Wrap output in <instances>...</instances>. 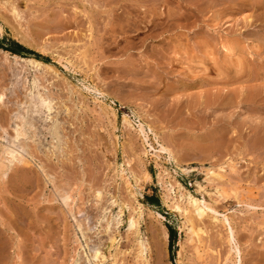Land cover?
Segmentation results:
<instances>
[{
  "label": "rangeland",
  "instance_id": "rangeland-1",
  "mask_svg": "<svg viewBox=\"0 0 264 264\" xmlns=\"http://www.w3.org/2000/svg\"><path fill=\"white\" fill-rule=\"evenodd\" d=\"M98 1L0 0V41L13 39L39 53L38 60L53 65L52 69L35 66L0 48V95L5 94L8 102L2 105L5 116L23 113L21 118L29 119L39 94L53 96L54 105L59 101L57 111H63L65 104L70 110L68 116L62 112L66 121L58 114L67 128L61 141H67L69 159L47 160L45 153L57 139L52 141L44 116L37 115L40 122H33L38 126L32 125L34 131L28 134L34 141L24 154L32 160L34 172L43 168L40 180L28 184L11 170L0 173V264H72L77 247L72 213L87 219L91 212L85 202H94L95 192H101L103 202L127 200L119 173L122 165L130 176L143 177L142 195L125 210L115 245L104 250L108 262L119 250V264L145 260L158 264L159 255L165 264H232L226 227L209 212L196 217L184 196L189 191L214 203L219 219L223 214L230 217L242 264H264V0H149L148 6L140 1L101 0L97 9ZM140 3V19L144 8L161 13L159 19L152 17L153 26L137 21L138 16L136 28L116 21L115 11L138 9ZM190 9L194 13L187 18L180 15ZM171 12L180 16L167 28ZM161 24L166 27L163 34ZM129 43L134 46L129 48ZM162 49L166 58L161 66L156 60ZM171 66L176 72L166 70ZM118 97L125 98L124 107L111 102ZM11 122L0 126V161L3 147L15 133ZM218 143L221 147H216ZM160 144L172 157L160 150ZM147 171L151 178L145 181ZM54 183L67 188L57 189ZM216 184L231 193L228 201L217 199ZM63 194L70 196L69 205L62 203ZM118 211L114 207L109 215L115 217ZM189 211L194 229L185 223ZM138 212L140 228L135 234L128 230V216L138 217ZM168 226L177 231L173 258ZM89 232L91 243L95 234ZM158 238L162 253L155 245L154 254L148 252L138 262V242L153 247Z\"/></svg>",
  "mask_w": 264,
  "mask_h": 264
},
{
  "label": "bare ground",
  "instance_id": "bare-ground-1",
  "mask_svg": "<svg viewBox=\"0 0 264 264\" xmlns=\"http://www.w3.org/2000/svg\"><path fill=\"white\" fill-rule=\"evenodd\" d=\"M81 2H82V4L84 3V2H87L88 0H80ZM127 1H129V2H131V3H133V2H137V1H140V2H142L143 4H146L149 0H127ZM152 1V0H151ZM161 2H166V0H160ZM99 2V1H98ZM100 2H101V0H100ZM99 2V4H98V6H96L97 7V9H99L98 7H99V5H101V3ZM119 2V1H118ZM172 2V1H171ZM138 3V2H137ZM174 3V2H173ZM86 4V3H85ZM90 4V3H89ZM97 4V3H96ZM95 4V5H96ZM156 4L157 3H155V7H156ZM88 5V4H87ZM133 5H135V4H133ZM147 6L148 5H150V3L149 4H146ZM152 5V4H151ZM154 5V4H153ZM190 5H192V4H190ZM84 6V5H83ZM137 6H138V9L137 8H134V7H132V8H128L127 10H125L123 13H121V14H119V13H117L116 11L114 12V16H116V21H120V22H123V23H125V25L127 26V27H129L128 29H131V28H136L138 25V19H140L139 18V16L140 15H138V13L140 14L141 12H140V6H142V4L140 3L139 5L137 4ZM145 6V5H144ZM143 6V7H144ZM194 6V5H193ZM151 7V6H150ZM153 8V7H152ZM177 8H179V7H177ZM85 9H87L86 7H85ZM91 9V8H90ZM157 9V8H156ZM12 10V9H11ZM16 10V9H15ZM144 10V16H142L141 17V19L139 20V22H141V23H145L147 26L149 25V24H147V23H152V26H153V23H154V19L153 18H158L159 19V17L161 16V13H159L158 11H156V10H153V11H149L148 9H143ZM86 12V11H85ZM187 12L188 13H184V14H181L182 13V11H181V13H180V15H184V17H186L187 18V16H188V14L189 13H191V12H193L192 11V9H190V10H187ZM194 13V12H193ZM192 14V13H191ZM197 14V13H196ZM141 15H142V13H141ZM179 14H177V13H173V12H171L168 16H167V22H169V21H171V23L169 24H167V28H170V26H171V24H172V20H175L178 16H180ZM195 15V14H194ZM138 16V18H136L137 19V21H136V19H135V17H137ZM192 16V15H191ZM197 16V15H196ZM16 17V16H15ZM153 17V18H152ZM190 17V16H189ZM188 17V18H189ZM6 18V17H5ZM162 18V17H161ZM160 18V19H161ZM166 18V17H165ZM183 18V17H182ZM250 18V16L249 17H247V19H249ZM164 20V19H163ZM177 20V19H176ZM92 22V21H91ZM166 22V21H165ZM247 22V21H246ZM220 23V22H219ZM176 24V23H175ZM178 24V23H177ZM92 25V24H91ZM151 25V24H150ZM149 25V26H150ZM157 25V24H156ZM94 26V25H93ZM143 26V25H142ZM146 26V27H147ZM159 26V27H158ZM157 27L158 28H161L162 29V31H161V34H163V32L164 31H166L165 29H166V27H165V25L163 26V24H161V25H158ZM179 26V25H178ZM157 27H155V28H157ZM172 27V26H171ZM2 28V27H1ZM139 28V27H138ZM148 28V27H147ZM154 28V27H153ZM153 28H152V31H153ZM154 28V29H155ZM157 28V29H158ZM3 29V28H2ZM140 29H142V27L140 28ZM151 29V28H150ZM150 29H148V30H150ZM156 29V30H157ZM160 29V30H161ZM152 33V32H151ZM150 33V35H149V37L150 38H153L154 37V35H153V33L151 34ZM146 37V36H145ZM144 37V38H145ZM143 39V38H142ZM148 39V38H147ZM202 42V41H201ZM205 42V41H204ZM169 43H171V42H169ZM135 44V43H134ZM170 45V44H169ZM31 46V45H30ZM134 45H133V43H129V45H128V47L130 48V47H133ZM168 46V45H167ZM165 47V46H164ZM168 47H170V46H168ZM183 47V46H182ZM39 48V47H38ZM163 48V47H162ZM178 48H180V47H178ZM164 49V48H163ZM163 49L161 50V52L158 54V56H157V62H158V64L159 65H163L165 62H164V60H165V58H166V56H165V52H163ZM168 49V48H167ZM175 49H176V47H175ZM175 49H174V51H175ZM169 50V49H168ZM88 53V52H87ZM86 53V54H87ZM177 54H178V56L180 55L181 57L183 56V54L185 55V54H187L188 52L187 51H183V54L181 53V52H176ZM84 54V53H83ZM157 54V53H156ZM167 54V53H166ZM60 55V54H59ZM205 55V54H204ZM84 56V55H83ZM187 56V55H186ZM14 57H16V58H20L21 60H24V61H28V62H30V63H32V64H34L35 66H41V67H48V68H51L52 69V66L53 65H51V64H48V63H44V62H42V61H40V60H38V59H35V58H33V57H23V56H18V55H14ZM85 57H87V56H85ZM189 57H193V56H189ZM186 58V57H185ZM188 58V57H187ZM172 59V58H171ZM87 61V60H86ZM67 62V61H66ZM85 62V61H84ZM169 65H170V63H168ZM171 64H173V63H171ZM184 64V63H183ZM191 68V67H190ZM167 69H169L168 70V72L170 73V72H173L174 71V69H173V66H171V67H166V70ZM176 70V69H175ZM51 71V70H50ZM203 71H204V69H203ZM53 72V71H52ZM56 72V71H55ZM58 72V71H57ZM174 72H176V71H174ZM246 75V74H245ZM194 79V78H193ZM196 79V78H195ZM194 81V80H193ZM189 82V81H188ZM54 83V82H53ZM191 83V82H190ZM41 84V83H40ZM169 87V86H168ZM172 88V87H171ZM174 88V87H173ZM40 89V88H39ZM195 89V88H194ZM41 90V89H40ZM180 90H181V88H180ZM224 91V90H223ZM37 92V91H36ZM176 92V91H175ZM18 93V92H17ZM42 93V92H41ZM14 94V93H13ZM35 94V93H34ZM43 94H44V92H43ZM5 95V94H4ZM4 95L3 94H1L0 95V126H2V123H4L5 125H9L10 123H12L11 121H13V124L12 125H14V122H15V127H13L14 129V131H15V133L14 134H12V135H14L13 136V138L11 139V140H7L8 141V143L6 142V144L7 145H5L4 147H3V151H4V157H3V159H2V161H0V173L2 172V171H9V170H11V171H13L14 172V174H15V176H17L19 179H21L22 181H24V182H26V183H28V184H31V183H33L34 182V180L36 179L37 181H39L40 179H39V177H40V172H44V170H43V168H41V167H37V169H36V171L34 172L33 171V168H32V163H31V161L28 159V156L26 157L25 155L26 154H24V151L26 152V147H31L32 146V141H34V140H32L31 139V136L30 135H28V134H30L31 132H30V129H31V126L32 125H35V124H33V122L34 123H36L35 121H37V120H39V122H40V119H38L39 117H41V116H37V115H43L44 116V118L42 119V121H44V122H47L46 123V125H48L49 127L47 128L46 127V125H45V127L48 129L47 131H48V135L49 136H51V139H53L52 141H54V139L56 140V142H54V145H51L52 147H53V149H51V150H49V152H47V153H45V156H46V158H47V160L48 161H51L53 158H57V159H59V158H61V159H64V158H66V159H69V152L66 150V146H67V141H65V140H63V141H61V139H63V137L62 136H64V135H66V134H64V135H62L61 136V133H62V131L64 132V130L66 129L67 130V128H65V122H62V121H66V120H63L62 119V116L63 115H70V110H69V107H67L68 105H64L63 107H65L64 109H63V111H65V114H63L64 112L63 111H61L62 110V108H61V112L60 111H57L56 110V108H58V102H57V104H55L56 105V108H55V105H54V101H55V99H52V97H51V99H50V96L48 97H44V96H42L41 94H39V96L36 98V99H33V102H34V100H35V102H34V112H36L35 114H34V112L32 113L33 115H29V119H25L24 117H22L21 118V116L23 115V113L19 110V112H21L22 113V115L21 116H13V117H8V116H5V110H4V108L2 107V105L5 103V102H7V101H5L4 99ZM37 95V94H36ZM102 95H104V94H102ZM229 95V94H228ZM16 96V95H15ZM32 96V95H31ZM35 96V95H34ZM213 96V95H212ZM8 97V96H7ZM19 97V96H18ZM115 97V96H114ZM184 97V96H183ZM14 98V97H13ZM22 98V97H21ZM28 98V97H27ZM54 98V97H53ZM8 99V98H7ZM29 99V98H28ZM32 99V98H31ZM57 99V98H56ZM125 100V98H119L118 97V99H116V100H113V101H111L112 103H118L121 107H124L125 106V102H124V100ZM54 100V101H53ZM212 101H214L215 102V98H213L212 97V99H211ZM13 101V100H12ZM256 101V100H255ZM14 102V101H13ZM31 103L32 101H28V103ZM8 103V102H7ZM26 103H27V101H26ZM62 103V102H61ZM13 104V107H14V109L17 107H15L14 106V103H12ZM18 105L19 103H15V105ZM20 104H21V102H20ZM8 105V104H7ZM11 105V104H10ZM23 105H25V104H23ZM23 105H22V107H23ZM105 105V104H104ZM103 105V107H104V109H106V107ZM4 106V105H3ZM12 106V105H11ZM10 106V107H11ZM19 106V105H18ZM102 106V105H101ZM10 107H8L7 106V108H10ZM22 107H19V108H22ZM28 107H29V105H28ZM1 108H3V109H1ZM18 108V109H19ZM25 108V107H24ZM31 109H32V111H33V108L32 107H30ZM30 108H28L29 110H30ZM102 108V107H101ZM18 109H16V111L18 110ZM4 110V111H3ZM9 110V109H8ZM10 110H12V109H10ZM14 111V110H13ZM24 111H27V110H25L24 109ZM105 111V110H104ZM63 112V113H62ZM18 113V112H17ZM26 114H27V112H25ZM105 113V112H104ZM229 113V112H228ZM13 114V113H12ZM15 114V113H14ZM19 114V113H18ZM58 114H61V119H62V121L59 119V117H58ZM106 114H107V112H106ZM20 115V114H19ZM25 115V114H24ZM27 115V116H28ZM65 115V116H66ZM227 115V114H226ZM231 115V114H230ZM246 115V114H245ZM2 117V118H1ZM8 117V118H7ZM68 118V117H67ZM66 118V119H67ZM223 118V117H222ZM64 119H65V117H64ZM128 116L125 114L124 115V122H128ZM245 120V119H244ZM21 122V124H22V126H20V122ZM67 121H68V119H67ZM18 122V123H17ZM38 122V121H37ZM38 122V123H39ZM71 123V122H70ZM30 124V125H29ZM67 124H68V122H67ZM11 125V124H10ZM44 125V124H43ZM69 125V124H68ZM35 126H38V125H35ZM140 126V131L143 133V135H144V138L145 139H148V133H147V131H146V129H145V127H144V124H140L139 125ZM12 127V126H11ZM34 129H35V127H34ZM37 129V128H36ZM6 130V129H5ZM32 131H34L33 129H31ZM46 130V129H45ZM150 130H152L151 129V127H150ZM235 130V129H234ZM36 131H39V127H38V130H36ZM47 131H46V133H47ZM153 131V130H152ZM253 131V130H252ZM44 132V131H43ZM42 132V133H43ZM32 133H34V132H32ZM39 133H40V131H39ZM44 134V133H43ZM34 135V134H33ZM32 135V136H33ZM36 135V134H35ZM38 135V134H37ZM34 137V136H33ZM39 137V136H38ZM37 137V138H38ZM41 137H42V134H41ZM48 137V136H47ZM11 138V137H10ZM43 138V137H42ZM45 138H46V135H45ZM50 138V137H49ZM39 139V138H38ZM50 139V140H51ZM40 140H43V139H41L40 138ZM2 141V140H1ZM6 141V140H5ZM36 141V140H35ZM47 142V141H46ZM3 143V142H2ZM43 143L45 144V142L43 141ZM49 143H50V141H49ZM53 143V142H52ZM41 144V143H40ZM43 144V145H44ZM48 144V143H47ZM208 145V144H207ZM45 146V145H44ZM50 146V145H49ZM50 146V147H51ZM213 146H215V145H213ZM150 147H151V145H150ZM216 147H221V144L220 143H218L217 145H216ZM34 148H35V150H38L39 148H40V146L38 147L37 146V144L34 146ZM45 148V147H44ZM212 148V147H211ZM42 149V148H41ZM40 149V150H41ZM160 150L161 151H164V152H168L169 153V156L170 157H172V155H171V153L172 152H170L169 151V149L167 148V147H165L164 145H161L160 144ZM2 151V150H1ZM44 151V150H43ZM46 151V150H45ZM28 153V152H27ZM30 153V154H29ZM28 154L30 155V156H33V150H32V153L31 152H29ZM71 153V152H70ZM39 154V153H38ZM3 155V154H2ZM1 158V157H0ZM71 159V158H70ZM213 159V158H212ZM5 160L7 161V162H5ZM36 160V159H35ZM39 160V159H38ZM71 161H73V160H71ZM39 163V162H38ZM59 163V162H58ZM178 163V166H181V163H180V161L179 162H177ZM123 164V163H122ZM64 165V164H63ZM231 167H232V170H235L234 168H235V164L233 163V161H231ZM41 166V165H40ZM125 165H122V166H120L121 167V172H119L120 174V176L125 180V182L124 183H126V190H127V200H123V201H117L116 199H114V200H107V202L105 203V202H103V196L101 195V192H95V195H94V202H91L90 204H89V202H85V203H87V205H89V207L86 209L88 212H91L90 214H89V216H88V218L87 219H85V220H81L79 217H78V215H76L75 214V212L74 213H72V219H73V221H74V224H73V238H74V242L75 243H77V247L75 246V251H74V256H73V258H72V264H119V261H118V256L120 255V251L118 250V251H116V253L115 254H110V257H112V260L110 261V262H108V260H109V257L105 254V249L106 248H108V249H110V248H112L114 245H115V243L117 242V233H115V232H117V231H119L120 230V228H121V226L123 225V223H124V221H123V216H124V212H125V210L128 208V209H130L129 207H130V203H134V201H138V196H141L142 194H141V189H142V185H141V180L143 179V177H138V176H134V177H132V176H130L127 172H125L126 171V169H125V167H124ZM230 167V168H231ZM45 168V167H44ZM184 170H186V169H184ZM40 171V172H39ZM134 172V171H133ZM137 173V172H136ZM7 174V173H6ZM133 174V173H132ZM145 174H146V176H144V180L145 181H148L150 178H151V176H150V174H149V172L147 171V173L145 172ZM4 174L2 173V176H3ZM45 175V174H44ZM51 176V175H50ZM208 176V175H207ZM42 178V177H41ZM53 178V177H52ZM121 178V179H122ZM207 178V177H206ZM48 179V178H47ZM47 179H45V180H47ZM55 179V178H54ZM220 179V178H219ZM44 180V181H45ZM53 180V179H52ZM51 180V181H52ZM208 182H210V181H212L211 180V178H209V179H206ZM214 180V179H213ZM50 181V182H51ZM54 181V180H53ZM80 181V180H79ZM176 181V180H175ZM213 182V181H212ZM220 182V181H219ZM218 182V183H219ZM48 183V182H47ZM176 183H178V185H179V187L181 188V189H184V187L182 186V184L180 183V182H176ZM220 183H222V182H220ZM49 184V183H48ZM53 185V184H52ZM198 185H199V187H200V189L201 190H204V187H203V185H201L200 183H198ZM217 186H216V188H215V194L217 195V199H222V200H224V201H228L229 199H230V197H231V193H228V191H226L225 190V188L224 187H226V186H224L223 184L221 185V184H216ZM54 186H56V188L57 189H61V190H65V188H67L66 187V185L65 186H61V184L60 185H58L57 183H54ZM224 186V187H223ZM70 188V187H69ZM179 188V189H180ZM56 189V190H57ZM82 190V189H81ZM234 190V189H233ZM84 191V190H83ZM107 191V190H106ZM230 191V190H229ZM230 192H232L233 193V191L231 190ZM66 194H68L67 192H65ZM92 194V193H91ZM182 194H183V192H182ZM234 194V193H233ZM215 195V196H216ZM187 199H188V201H189V203H190V206H191V208L193 209H191L192 210V212L193 213H195L197 216L196 217H198L199 216V218L200 217H202V216H204V215H209L208 214V212L209 213H211L210 215H211V218L214 220V221H218V222H221L222 223V225H224V227H226V229H227V242H228V244H229V251L234 255V260H232V264H242V251H241V248H240V246H239V244H238V242H237V239H236V237H235V234H234V229H233V226H232V224H231V221H230V217L229 216H227V215H225V214H223L222 215V218H218V211L216 210V208H214V206H213V204H210V203H208V202H206V200L205 199H199V198H195V196L194 195H192L189 191L187 192V193H185V195H184ZM69 197L70 196H67V195H62V203H64L65 205H69ZM91 197V196H90ZM58 198V197H57ZM204 198V197H203ZM105 199V198H104ZM55 201V200H54ZM219 201V200H218ZM70 207V206H69ZM114 207H119V211H118V214H117V216H115V217H111L110 215V213H111V210H113V208ZM75 209V208H74ZM141 209V205H140V207H139V210ZM75 211V210H74ZM84 211V209H82V212ZM72 212V211H71ZM134 212H137L135 209H134ZM190 211L188 212V213H185L184 215H185V218H186V220H185V223H189L192 227H190V228H192V229H194V225H192V221H193V216L192 215H190ZM92 214H94V215H92ZM110 214V215H109ZM161 217H164L162 214H159ZM158 215V216H159ZM136 216V215H135ZM134 215H131V214H129V216H128V222H129V225H128V230H131L132 231V233H135V234H139V218H140V216H141V214L138 212V217H135ZM111 217V218H110ZM203 218V217H202ZM195 221V220H194ZM94 225V227H96L95 228V230L92 232V226ZM186 225V224H185ZM188 225V224H187ZM5 226V225H4ZM7 228V227H6ZM10 229V228H9ZM91 230V232L92 233H94L95 234V239L90 243V241H89V238H90V236H89V234H90V231ZM158 237V236H157ZM161 239H159L158 238V240L154 243V245H153V247L152 246H144L141 242H138V244L137 245H139L138 247H137V249H136V257L138 258V262H139V259L140 260H142V262L144 261V259H146V256L148 255V252H150L149 254H154V246L155 245H157L158 247V250H161V253H162V246H161ZM116 247H118V246H116ZM161 248V249H160ZM107 249V250H108ZM117 250V249H116ZM157 250V249H156ZM160 253V254H161ZM164 253V252H163ZM157 254V253H156ZM230 254V253H229ZM159 255V254H158ZM183 254H182V251H179V253H178V256H179V258H181V256H182ZM157 256V255H156ZM155 256V257H156ZM225 258H227V257H225ZM111 259V258H110ZM227 260H229L228 258H227ZM151 262V261H150ZM156 262L158 263V264H165L164 263V258L163 257H161L160 255L157 257V259H156ZM177 262H180V259L179 260H177ZM143 264H150L149 263V261L148 260H145L144 262H143ZM231 264V263H230Z\"/></svg>",
  "mask_w": 264,
  "mask_h": 264
},
{
  "label": "trees",
  "instance_id": "trees-1",
  "mask_svg": "<svg viewBox=\"0 0 264 264\" xmlns=\"http://www.w3.org/2000/svg\"><path fill=\"white\" fill-rule=\"evenodd\" d=\"M0 48L8 51L12 54H17L23 57H35L37 59H42V56L33 51L32 49H29L28 47L24 46L23 44L10 39L9 41H0ZM153 200V199H151ZM157 202V201H156ZM169 229V252L171 254V257L173 258V246L175 245V242L177 240V231L173 229L171 226H168Z\"/></svg>",
  "mask_w": 264,
  "mask_h": 264
}]
</instances>
